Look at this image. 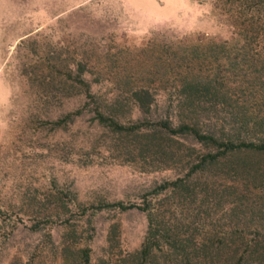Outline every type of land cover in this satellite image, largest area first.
Returning <instances> with one entry per match:
<instances>
[{"label": "rangeland", "instance_id": "rangeland-1", "mask_svg": "<svg viewBox=\"0 0 264 264\" xmlns=\"http://www.w3.org/2000/svg\"><path fill=\"white\" fill-rule=\"evenodd\" d=\"M210 42L232 49L199 71L232 103L203 132L235 121L234 137L264 143V0H0V264H119L148 214L196 263L264 264V152L219 155L158 124L185 50ZM140 86L150 114L125 93ZM120 91L117 118L148 119L141 133L98 122Z\"/></svg>", "mask_w": 264, "mask_h": 264}, {"label": "trees", "instance_id": "trees-1", "mask_svg": "<svg viewBox=\"0 0 264 264\" xmlns=\"http://www.w3.org/2000/svg\"><path fill=\"white\" fill-rule=\"evenodd\" d=\"M200 44V43H198ZM232 49V45L228 42H210L206 45L189 46L185 52L189 60H186V66L183 72L179 73L178 83L174 85L177 102L174 106V118L168 117L164 121H159V126L171 133L172 135L191 136L199 143L208 144L220 148L219 155H226L233 152L241 151H256L264 152V143H256L247 140H240L234 137L236 130L234 128L235 121H232L230 131L223 125H219L215 132H203L201 125L207 121L213 120L215 117L210 114L214 112H227L228 107H231L232 100L229 96L228 89L220 83L217 75L203 76L200 69V60L218 59V56L225 53V51ZM244 49V48H243ZM186 57V56H185ZM185 58H183L184 60ZM178 60L174 57V61ZM196 63L198 64L196 68ZM133 99L136 108L144 114H150L152 105L154 103V94L149 86H140L131 91L125 92ZM109 103L98 106L96 113L99 123H105L113 132L120 135L127 133H141L143 126L149 122L136 121L129 126L124 125L117 118V112L122 109L119 99L123 96L120 92L114 94ZM88 98L94 99L97 103L96 97L91 93L88 87ZM120 112V111H119ZM228 116L230 115L227 113ZM176 120V123L174 120ZM229 119L231 117L229 116ZM216 127V124H215ZM234 131L233 133L231 131ZM146 134V133H144ZM147 139V138H145ZM234 139L236 141H234ZM149 140V139H147ZM150 142V141H149ZM147 144L155 146L152 142ZM217 155L209 154L204 157V161H216ZM121 210H126L122 203L113 204ZM153 216L148 214L149 229L144 238V241L138 251L134 253L125 254L121 258L119 264H159V260L168 262L169 264H200L199 260L196 263L194 259L197 254L190 258V254L185 250V246L176 247L175 244L171 246L169 240L171 238L158 235L153 228ZM163 240L167 245L161 242ZM167 246L169 248H167ZM179 249V250H178ZM173 254V255H172ZM88 264L90 263L89 255L85 257ZM108 261V260H107ZM110 261L107 262L109 264ZM105 264V261L103 262ZM111 264V263H110Z\"/></svg>", "mask_w": 264, "mask_h": 264}]
</instances>
